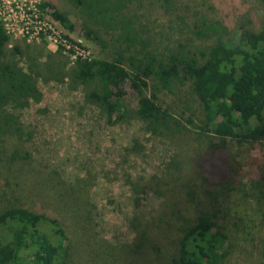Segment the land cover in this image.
<instances>
[{
  "label": "rangeland",
  "instance_id": "obj_1",
  "mask_svg": "<svg viewBox=\"0 0 264 264\" xmlns=\"http://www.w3.org/2000/svg\"><path fill=\"white\" fill-rule=\"evenodd\" d=\"M169 2L132 0L127 9L137 17L141 40H148L151 51L168 53L180 44L210 46L191 33L202 16L235 21L254 31L264 20V8L257 0ZM13 5L19 6L15 17L5 21L7 14L0 15L11 37L2 61L26 66L31 58L45 61L53 55L51 61L64 71L81 53L92 59L117 57L116 37L100 28L107 48L89 40L83 31L86 17L68 0H15ZM4 7L0 3V9ZM53 9L70 19L73 30L54 20ZM34 11L53 25L56 35L68 36L87 51L68 41L69 47L57 45L52 36L23 37L18 32L22 18ZM15 46L22 47L23 54L15 53ZM40 88L42 102L15 112L31 137L7 136L2 141L9 155L20 148L31 159L7 161L0 170V208L22 205L64 224L70 241L65 244L71 245L65 264H172L179 255V225L192 221L197 209L206 205V191L218 188L227 175L235 188L232 203L247 228L238 234L225 260L212 257L210 262L264 264V201L257 204L253 198L264 199V141L239 144L210 139L195 127L178 135L152 134L145 123L132 118L109 125L106 116L84 99L83 88L57 82ZM162 99L166 105L175 104L178 119L201 114L200 104L189 93L162 95ZM187 103L193 105L192 113ZM126 104L129 110L138 109V96L130 89ZM190 195L198 198L197 204L190 203ZM42 230L49 232L46 226Z\"/></svg>",
  "mask_w": 264,
  "mask_h": 264
},
{
  "label": "trees",
  "instance_id": "obj_2",
  "mask_svg": "<svg viewBox=\"0 0 264 264\" xmlns=\"http://www.w3.org/2000/svg\"><path fill=\"white\" fill-rule=\"evenodd\" d=\"M68 1L86 17L83 31L89 40L107 48L100 28L116 37L117 57L92 59L81 53L64 71L51 61L53 55L45 61L31 58L26 66L5 62L11 37L0 22V170L7 161L31 159L30 153L20 148L9 155L1 144L7 136L31 137L15 112L42 102L40 85L49 82L83 88L84 99L106 116L109 125L132 118L145 123L152 134L178 135L195 127L210 139L214 136L239 144L264 141V20L260 30L254 31L235 21H211L202 16L191 33L199 41H209L210 46L180 44L177 50L163 53L149 50L148 40H141L137 17L127 11L132 0ZM164 1L170 5L169 0ZM257 1L264 8V0ZM42 7L53 8L50 4ZM52 17L73 30L63 13L53 9ZM64 38L87 51L68 36ZM138 47L141 49L132 55ZM13 50L23 54L20 46ZM128 89L138 96L137 110L127 107ZM182 93H189L200 104V115L192 113L194 107L187 103L192 114L178 119L175 104L166 105L162 99V95ZM231 179L227 175L218 188L208 189L203 209H197L184 227L178 224L182 235L179 255L172 264H213L212 257L221 261L231 254L238 234L247 228L232 203L235 188ZM134 191L139 192L137 188ZM253 198L257 204L264 201L259 195ZM189 200L198 202L195 195ZM43 226L49 232L42 230ZM66 242L70 241L65 225L46 212L13 204L0 208V264H65L64 259L71 256V245Z\"/></svg>",
  "mask_w": 264,
  "mask_h": 264
},
{
  "label": "built area",
  "instance_id": "obj_3",
  "mask_svg": "<svg viewBox=\"0 0 264 264\" xmlns=\"http://www.w3.org/2000/svg\"><path fill=\"white\" fill-rule=\"evenodd\" d=\"M15 0H0V3H4V8L0 9V15L4 14V16L7 17L4 18L5 21L9 20L11 16L15 17L17 13V9L19 6L14 9L13 8V3ZM11 7V8H10ZM10 8V9H9ZM1 22V21H0ZM22 25H21V30H18V32L23 36V37H29V38H40L43 35L45 36H52L54 41L58 43L57 45H62L64 47L68 46L67 40L64 38L63 35H56L55 34V28L53 27L52 24H50L48 21L42 20L36 11L33 12V15H30L28 17L22 18ZM3 24V22H1ZM5 27V25L3 24ZM7 30V28L5 27ZM8 34L9 31L7 30ZM71 45V44H70ZM72 46V45H71ZM69 47V46H68ZM77 50H79L77 48ZM81 55V54H78Z\"/></svg>",
  "mask_w": 264,
  "mask_h": 264
}]
</instances>
